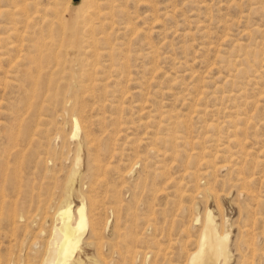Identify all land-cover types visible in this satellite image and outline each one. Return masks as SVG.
I'll use <instances>...</instances> for the list:
<instances>
[{
	"label": "rangeland",
	"instance_id": "374dc122",
	"mask_svg": "<svg viewBox=\"0 0 264 264\" xmlns=\"http://www.w3.org/2000/svg\"><path fill=\"white\" fill-rule=\"evenodd\" d=\"M65 197L78 264H187L207 208L264 264V0H0V264H41Z\"/></svg>",
	"mask_w": 264,
	"mask_h": 264
},
{
	"label": "bare ground",
	"instance_id": "6f19581e",
	"mask_svg": "<svg viewBox=\"0 0 264 264\" xmlns=\"http://www.w3.org/2000/svg\"><path fill=\"white\" fill-rule=\"evenodd\" d=\"M94 4V3H93ZM203 4H204V2H203ZM95 5H96V3H95ZM258 5V4H257ZM97 6V5H96ZM94 8V7H93ZM4 9V8H3ZM54 9V8H53ZM90 8H88L87 10H89ZM96 9V8H95ZM6 10V9H5ZM86 10V11H87ZM106 10V9H105ZM110 10V9H109ZM4 11V10H3ZM85 11V10H84ZM91 11V10H90ZM99 11V10H98ZM92 12V11H91ZM91 12H90V14H91ZM111 12V11H110ZM5 14V13H4ZM82 15H83V13H82ZM96 15H98V14H96ZM113 15V14H112ZM116 15V14H115ZM110 17L112 18V16L110 15ZM62 18V17H61ZM69 18V17H68ZM78 18H80V17H78ZM83 18H84V16H83ZM86 18V17H85ZM56 19V18H55ZM66 19V18H65ZM70 19V18H69ZM68 19V20H69ZM81 19V18H80ZM62 20V19H61ZM60 20V21H61ZM71 21L72 20H74V19H70ZM154 20V19H153ZM59 21V20H58ZM70 21V22H71ZM63 22V21H62ZM75 22V21H74ZM53 23H55V22H53ZM64 23V22H63ZM67 23V22H66ZM81 23V22H80ZM91 23V22H90ZM68 24V23H67ZM67 24L65 25V26H67ZM70 24V23H69ZM77 24V23H76ZM79 24V23H78ZM86 24V23H85ZM71 25V24H70ZM127 25H128V23H127ZM61 26V25H60ZM64 26V25H63ZM85 26V25H84ZM62 27V26H61ZM124 27H126V26H124ZM76 28V27H75ZM92 28H93V26H92ZM123 28V27H122ZM69 29V28H68ZM67 29V30H68ZM73 29V28H72ZM77 29H79V28H77ZM76 29V30H77ZM125 29V28H124ZM65 30V29H64ZM86 30V29H85ZM90 30V29H89ZM93 30V29H92ZM62 31V30H61ZM72 31V30H71ZM80 31H81V29H80ZM92 32V31H91ZM71 33V32H70ZM77 33V32H76ZM80 33H78L77 35H79ZM85 34V33H84ZM94 34V33H93ZM59 35V34H58ZM64 35V34H63ZM63 35H62V37H63ZM68 35V34H67ZM66 35V36H67ZM72 35H73V33H72ZM74 35H75V33H74ZM81 36V35H80ZM84 36V35H83ZM91 36V35H90ZM93 36V35H92ZM84 38H85V36H84ZM52 39V38H51ZM63 39V38H62ZM77 39V38H76ZM83 39V38H82ZM82 39L81 40H78V41H82ZM89 39H92V38H89ZM88 39V40H89ZM95 39V38H94ZM54 40H55V38H54ZM58 40V39H57ZM69 40H71V39H69ZM75 40V39H74ZM88 40H87V43H89L90 42V40H89V42H88ZM96 40V39H95ZM62 41V40H61ZM48 42V41H47ZM51 42V41H50ZM50 42H48V43H50ZM60 42V41H59ZM85 42V41H84ZM45 43H46V41H45ZM54 43V42H53ZM62 42H60V44H61ZM47 44V43H46ZM90 44V43H89ZM241 44V43H240ZM239 44V45H240ZM59 45V44H58ZM70 45V44H69ZM51 47V45H48V47ZM78 46V45H77ZM45 47H46V45H45ZM49 47V48H50ZM59 47H60V45H59ZM71 47V46H70ZM242 47V46H241ZM240 47V48H241ZM246 47V46H245ZM245 47H244V49H245ZM57 48V47H56ZM62 48H63V45H62ZM67 48V47H66ZM149 48V47H148ZM68 49V48H67ZM72 49V48H71ZM112 49V48H111ZM55 50V49H54ZM243 50V49H242ZM47 51V50H46ZM48 51H49V49H48ZM51 51H52V49H51ZM50 51V52H51ZM58 51V50H57ZM61 51V50H60ZM65 51H68V50H65ZM75 51V50H74ZM111 51V50H110ZM49 52V53H50ZM63 52V51H62ZM105 52V51H104ZM107 53L106 54H109V52L108 51H106ZM41 53H42V51H41ZM45 53V52H44ZM58 53L59 52H57V55H58ZM74 53V52H73ZM54 54V53H53ZM64 54H65V52H64ZM74 55V54H73ZM245 56H246V53L244 54ZM251 55V54H250ZM61 56V55H60ZM64 56H66V55H64ZM70 56V55H69ZM108 56V55H107ZM67 58H68V56H66ZM77 57H78V54H77ZM77 57H76V59H77ZM109 57V56H108ZM51 58V57H50ZM59 58V57H58ZM62 58V57H61ZM57 58H56V56H55V60H56ZM54 60V59H53ZM52 60V61H53ZM55 60H54V62H55ZM60 60L61 59H59L58 61L60 62ZM64 61V60H63ZM67 61V60H66ZM71 61H75V59L72 57V60ZM57 62V61H56ZM55 62V63H56ZM58 62V63H59ZM60 64V63H59ZM72 64V63H71ZM77 64H78V61H77ZM64 65H66V64H64ZM53 66V65H52ZM55 66V65H54ZM58 66V65H57ZM61 66V65H60ZM56 67V66H55ZM42 68V67H41ZM59 67H57V69H58ZM61 69H59V71L58 72H60L61 70H63L64 68L61 66L60 67ZM67 68V67H66ZM75 68V67H74ZM79 68H80V65H79ZM81 68H82V66H81ZM40 69V68H39ZM78 69V68H77ZM42 70V69H41ZM74 70V69H73ZM76 71V70H75ZM52 72V71H51ZM54 72V71H53ZM56 72V71H55ZM83 72V71H82ZM72 73V72H71ZM41 74V73H40ZM50 75V74H49ZM59 76V75H58ZM60 76H62V74L60 75ZM80 76V75H79ZM69 78H70V76H68ZM75 77V76H74ZM72 78V77H71ZM228 95H226V97H227ZM175 116V115H174ZM173 116V117H174ZM241 116V115H240ZM161 117V116H160ZM179 117V116H178ZM238 118H239V116H238ZM263 118V117H262ZM180 119H181V117H180ZM159 120V119H158ZM179 120V119H178ZM177 120V121H178ZM260 121V120H259ZM180 122H183V121H180ZM261 122V121H260ZM262 122H263V120H262ZM161 123V122H160ZM175 123V122H174ZM179 123V121L177 122V124ZM176 124V123H175ZM184 125V124H183ZM186 126V125H185ZM183 127V126H182ZM176 128V127H175ZM181 127H179V129H180ZM164 132V131H163ZM162 132V134H164ZM176 132H178V128H177V130H176ZM186 132V131H185ZM173 133H174V131H173ZM180 133H182V132H180ZM187 133V132H186ZM79 134V130L77 129V128H75V130H74V132H73V137H76L77 135ZM157 135H158V133H156ZM170 134H171V132H170ZM183 134V133H182ZM184 135V134H183ZM154 136V135H153ZM165 136V135H164ZM167 136V135H166ZM180 137H181V135H179ZM234 136V135H233ZM84 137V136H83ZM82 137V138H83ZM158 137H160V136H158ZM175 137V136H174ZM177 137V136H176ZM187 137H190V136H187ZM204 137V136H203ZM236 137V136H235ZM234 137V138H235ZM179 138V137H178ZM182 138H184V136L182 137ZM205 138V137H204ZM186 139V138H185ZM189 139V138H188ZM232 139V138H231ZM86 140V139H85ZM162 140V139H161ZM161 140H159L158 142H160ZM184 140V139H183ZM183 140H182V142H183ZM187 140V139H186ZM185 140V141H186ZM197 140V139H196ZM233 140V139H232ZM193 141L194 140H192V144H194L193 143ZM227 141H229L228 139H227ZM82 142H84V138H83V140H82ZM157 142V141H156ZM188 142V141H187ZM88 143V142H87ZM153 143H154V140H153ZM175 143V142H174ZM179 143V142H178ZM178 143H177V147L178 146H180V145H178ZM189 143V142H188ZM229 143H230V141H229ZM233 143V142H232ZM160 144V143H159ZM163 144V143H162ZM184 145V144H183ZM186 145V144H185ZM227 145H228V142H227ZM153 146H154V144H153ZM175 146V145H174ZM199 146V145H198ZM151 147V146H150ZM200 147V146H199ZM223 147V146H222ZM221 147V148H222ZM155 148V147H154ZM201 148V147H200ZM194 149H195V147H194ZM194 149H193V151H194ZM196 149H198V148H196ZM149 150H151V149H149ZM156 150V149H155ZM172 150V149H171ZM223 150V149H222ZM203 151V150H202ZM224 151V150H223ZM157 152V151H156ZM201 152V151H200ZM230 152V151H229ZM238 152V151H237ZM154 153H155V151H154ZM195 153H197V152H195ZM198 153H199V150H198ZM217 153V152H216ZM228 153V152H227ZM232 153H233V151H232ZM192 154H193V152H192ZM215 154V153H214ZM218 154V153H217ZM223 154V153H222ZM226 154V153H225ZM191 155V154H190ZM231 155V154H230ZM233 155V154H232ZM238 155V154H237ZM203 156H205V154L203 155ZM212 156V155H211ZM211 156H209L210 158H211ZM226 156V155H225ZM197 157V156H196ZM196 157H195V160H196ZM199 157H200V159H201V155H200V153H199ZM209 157H208V159H209ZM213 157V156H212ZM221 157V156H220ZM228 157H230V156H228ZM213 158H215V157H213ZM204 159V158H203ZM205 159H206V157H205ZM221 159V158H220ZM226 159H227V157H226ZM225 159V160H226ZM232 159H233V157H232ZM236 159H237V157H236ZM202 160V159H201ZM216 160V159H215ZM223 160H224V158H223ZM228 160H230V159H228ZM206 161H207V159H206ZM220 161V160H219ZM196 162V161H195ZM198 162V161H197ZM209 162H211V159L209 160ZM237 162V161H236ZM79 163V158H77V161H76V164H78ZM207 162H205V164H206ZM214 163V162H213ZM217 163H218V160H217ZM234 163V162H233ZM197 164H200V163H197ZM209 164V163H208ZM208 164H207V168H208ZM210 165H212L211 163H210ZM217 165V164H216ZM233 164H231V166H232ZM223 166H227V164L226 165H224L223 164ZM98 167V166H97ZM212 167V166H211ZM233 167H235V166H233ZM232 167V168H233ZM220 168V167H219ZM230 169V168H229ZM228 169V170H229ZM94 170V169H93ZM187 170V169H186ZM197 170V169H196ZM218 170V169H217ZM227 170V171H228ZM237 170V169H236ZM185 171V170H184ZM199 171V170H198ZM212 171V170H211ZM238 171V170H237ZM241 171H243L242 169H241ZM241 171H240V173H241ZM186 172V174L189 172H187V171H185ZM193 172H194V170H193ZM203 172V171H202ZM216 172V171H215ZM235 172V171H234ZM195 173H196V171H195ZM205 173V172H204ZM212 173V172H211ZM213 173H214V169H213ZM183 174L185 175V173L183 172ZM197 174V173H196ZM201 173L199 172L198 173V175H197V177L200 175ZM206 174V173H205ZM194 175V174H193ZM200 176H202V175H200ZM194 177V176H193ZM205 177H207V176H205ZM200 178V177H199ZM193 179V178H192ZM196 181L198 180V179H196V177L194 178ZM207 179V178H206ZM214 179V178H213ZM222 179V178H221ZM236 179H237V177H236ZM240 179V178H239ZM215 180V179H214ZM224 180V179H223ZM240 180H242V178L240 179ZM245 180V179H244ZM191 181V180H190ZM207 181H208V179H207ZM199 182V181H198ZM236 182H238V180L236 181ZM194 185H195V182L193 183ZM212 184V183H211ZM210 184V185H211ZM197 185V184H196ZM199 185V184H198ZM208 185V184H207ZM206 185V186H207ZM213 185V184H212ZM223 185H225V183L223 184ZM243 187V185L241 186V188ZM192 188V187H191ZM208 188H209V186H208ZM211 188V187H210ZM209 188V189H210ZM213 188V187H212ZM244 188V187H243ZM246 188V187H245ZM205 188H203V190H204ZM216 189V188H215ZM206 190V189H205ZM201 190H199V191H197L198 193L200 192ZM210 191V190H209ZM212 191H213V189H212ZM243 190H241V192H242ZM245 191H247V190H245ZM204 192V191H203ZM206 193V192H205ZM204 193V194H205ZM246 193V192H245ZM251 194V193H250ZM249 194V195H250ZM177 195H179V194H177ZM185 195V194H184ZM212 195H213V192H212ZM219 195V194H218ZM186 196V195H185ZM189 196V195H188ZM214 196V195H213ZM179 197V196H178ZM181 197V196H180ZM194 197V196H193ZM193 197L191 198V199H193ZM215 198V197H214ZM216 198H217V196H216ZM87 201H88V199H87ZM78 205V204H77ZM148 206V205H147ZM57 208V207H56ZM180 208H181V206H180ZM191 208V207H190ZM207 208V207H206ZM211 209V208H210ZM210 209H206L205 210V213H204V218H202V220H203V224H202V229H201V232H200V234H199V237H197L198 238V240H197V242H196V248H195V250L193 251L192 250V252L189 254V256H188V259H187V264H227L228 263V261L230 260V251H229V232H228V230H221V229H219L218 228V224H217V222H216V220H215V217H214V214L212 213V212H214V211H212V210H210ZM188 210V209H187ZM193 211V210H192ZM191 211V212H192ZM194 212V211H193ZM88 213V212H87ZM186 213H188V211L186 212ZM200 213V212H199ZM196 214H198L197 212H196ZM89 216H90V214H89ZM189 216V215H188ZM248 217H249V215H248ZM194 218V217H193ZM250 218V217H249ZM192 219V218H191ZM251 219V218H250ZM252 219H254V217L252 218ZM193 220V219H192ZM57 221V223L53 226V229H52V231L50 232L51 234V237H50V239H49V241L47 242L48 243V245H47V250H46V252H45V255H43L44 257H43V259H42V261H41V264H78L79 263V260H78V258H76V253H77V251H78V249H80V247H81V243L83 242V235L85 234V232L87 231V229H88V224H90V223H88L89 221H88V217H87V214H86V203H85V201L84 200H81V202H80V204L76 207V209L75 210H73V207H72V205H71V202L70 201H68V198L67 197H65V199L63 200V201H61V204H60V206L57 208V210H56V212H55V222ZM91 222V221H90ZM223 221L221 220V223H222ZM252 222V221H251ZM202 223V222H201ZM253 223V227L252 228H254V222H252ZM257 223V222H256ZM256 223H255V225H256ZM53 224V223H52ZM91 224H93V223H91ZM220 224V223H219ZM245 226H246V224H244ZM51 226V227H52ZM96 226V225H95ZM94 226V227H95ZM201 226V225H200ZM220 226V225H219ZM90 227V226H89ZM221 227H222V224H221ZM92 228V227H91ZM245 228V227H244ZM95 229H97V227H95ZM223 229V228H222ZM249 229H251V228H249ZM92 230V229H91ZM114 230H115V227H114ZM113 230V231H114ZM93 231V230H92ZM91 231V232H92ZM118 231V230H117ZM249 231V230H248ZM242 232H243V230H242ZM251 232H252V230H251ZM96 233V232H95ZM198 233H199V231H198ZM240 233V232H239ZM120 234V233H119ZM92 235H94V234H92ZM99 235V234H98ZM240 235V234H239ZM245 235V234H244ZM251 235H253L252 233H251ZM247 236V234L245 235V237ZM92 237V236H91ZM98 237V236H97ZM124 237H125V235H124ZM99 238V237H98ZM120 238V237H119ZM122 238V237H121ZM134 238V237H133ZM135 238H137V236L135 235ZM134 238V239H135ZM142 238V237H141ZM194 238V237H193ZM91 239V238H90ZM89 239V240H90ZM127 239H130V237H128ZM152 239H153V237H152ZM151 239V240H152ZM195 239V238H194ZM237 239V238H236ZM244 239V238H243ZM120 240H122V239H120ZM119 240V241H120ZM249 240H250V237H249ZM249 240L247 241V242H249ZM252 240V239H251ZM86 241H88V239L86 240ZM94 241H97V239L95 240H93L92 242H94ZM101 241V240H100ZM99 241V242H100ZM123 241V240H122ZM125 241V240H124ZM189 241H191V239L189 240ZM188 240L186 241V244H188V242H189ZM245 241V240H244ZM91 242V241H90ZM98 242V243H99ZM177 242V241H176ZM133 243H134V241H133ZM183 243H184V241H183ZM239 243H240V241H239ZM239 243H238V245H239ZM100 244V243H99ZM98 244V245H99ZM117 244V243H116ZM119 244V243H118ZM146 244H147V242H146ZM182 244V243H181ZM180 244V245H181ZM236 244H237V242H236ZM118 246V245H117ZM169 246V245H168ZM95 247H96V245H95ZM120 247H121V245H120ZM182 247V246H181ZM174 248V247H173ZM172 248V249H173ZM132 249V248H131ZM147 249H149V248H147ZM171 249V250H172ZM192 249V248H191ZM135 250V249H134ZM190 250V249H189ZM126 251V250H125ZM132 251V250H131ZM140 251V250H139ZM37 252V251H36ZM141 252L142 253H144L143 251H142V249H141ZM158 252V251H157ZM170 252V251H169ZM186 252V251H185ZM190 252V251H189ZM38 253V252H37ZM132 253H133V251H132ZM136 253H138V251L136 252ZM142 253H141V256H142ZM166 253H167V251H166ZM135 254V253H134ZM133 254V255H134ZM171 254V253H170ZM132 256V255H131ZM146 257V256H145ZM145 257H143V259L145 258ZM187 257V256H186ZM185 257V258H186ZM128 258H129V256H128ZM134 258V257H133ZM132 257H131V259H133ZM125 259H126V256H125ZM135 259H136V255H135ZM127 260H130V259H127ZM125 261V260H124ZM135 261V260H134ZM143 261V260H142ZM186 262V261H185ZM13 263V262H12ZM184 263V262H183ZM132 264H133V262H132ZM139 264V263H138ZM143 264V263H142Z\"/></svg>",
	"mask_w": 264,
	"mask_h": 264
}]
</instances>
